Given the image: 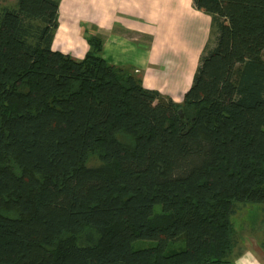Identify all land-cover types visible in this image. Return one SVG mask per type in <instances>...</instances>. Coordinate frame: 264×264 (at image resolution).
<instances>
[{
    "label": "trees",
    "instance_id": "obj_1",
    "mask_svg": "<svg viewBox=\"0 0 264 264\" xmlns=\"http://www.w3.org/2000/svg\"><path fill=\"white\" fill-rule=\"evenodd\" d=\"M193 1L215 37L181 103L100 36L53 50L58 0L0 8V264H231L264 204V0Z\"/></svg>",
    "mask_w": 264,
    "mask_h": 264
},
{
    "label": "crops",
    "instance_id": "obj_2",
    "mask_svg": "<svg viewBox=\"0 0 264 264\" xmlns=\"http://www.w3.org/2000/svg\"><path fill=\"white\" fill-rule=\"evenodd\" d=\"M58 1L53 50L80 60L90 48L85 31L100 36L108 63L132 69L143 87L181 103L200 59V13L193 0ZM208 18L204 49L215 37L213 27L208 36ZM231 264H264V251L245 245L235 250Z\"/></svg>",
    "mask_w": 264,
    "mask_h": 264
},
{
    "label": "rangeland",
    "instance_id": "obj_3",
    "mask_svg": "<svg viewBox=\"0 0 264 264\" xmlns=\"http://www.w3.org/2000/svg\"><path fill=\"white\" fill-rule=\"evenodd\" d=\"M16 0H0V8L3 6H12L14 5ZM199 19H198V29L200 32L199 37V55L201 57V54L203 52V49L205 47V27H207V20L209 19V24L212 23V19L210 21L211 15L200 11L199 10ZM213 26H209L208 36L210 32V36L212 33ZM209 38V37H208ZM214 37H212L211 40H213ZM208 39L207 45L212 46L213 41ZM194 50V49H193ZM191 51V50H190ZM201 53V54H200ZM188 61V59H187ZM196 71V68L192 70L191 77L189 81V85L185 92L188 90V88L191 86L193 82L194 73ZM183 94V97H184ZM183 102V98L181 100ZM89 165H95L98 164V160L93 157L90 158L88 163ZM160 205L155 206V211L160 210ZM232 221L236 232V237L238 239V244L235 247V250L242 249L245 245L261 249L264 251V204H243L239 203L237 204L236 211L234 215H232ZM155 242L153 240H146V239H137L133 241V247L134 248H142L146 246L153 245ZM185 246V242L182 237H180L178 240H176L174 243H170L169 249H178Z\"/></svg>",
    "mask_w": 264,
    "mask_h": 264
},
{
    "label": "water",
    "instance_id": "obj_4",
    "mask_svg": "<svg viewBox=\"0 0 264 264\" xmlns=\"http://www.w3.org/2000/svg\"><path fill=\"white\" fill-rule=\"evenodd\" d=\"M179 114H180L181 117L184 118V113H183L182 109H179Z\"/></svg>",
    "mask_w": 264,
    "mask_h": 264
}]
</instances>
